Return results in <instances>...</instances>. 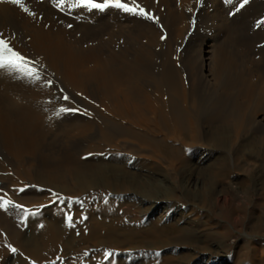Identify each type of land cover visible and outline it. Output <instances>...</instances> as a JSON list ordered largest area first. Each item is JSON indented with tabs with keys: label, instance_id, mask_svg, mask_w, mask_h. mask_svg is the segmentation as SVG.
Returning <instances> with one entry per match:
<instances>
[{
	"label": "bare ground",
	"instance_id": "obj_1",
	"mask_svg": "<svg viewBox=\"0 0 264 264\" xmlns=\"http://www.w3.org/2000/svg\"><path fill=\"white\" fill-rule=\"evenodd\" d=\"M31 1L21 0L35 15L0 0V34L40 77L0 69V190L13 202L0 208V263L73 264L88 246L108 245L78 264H222L224 246L215 239L227 226L204 207H232L235 192L222 178L237 168L245 171L244 193L258 190L255 206L264 207V148L257 150L264 124L253 140L238 139L256 116L264 119V84L245 78L223 45L213 49V36L194 55L179 50L187 0L165 39L141 18L134 24L143 40L131 38L123 48L108 40L100 53L69 48L53 12ZM154 1L136 3L146 10ZM258 1L234 17L248 15ZM217 2L209 5L213 19L220 16ZM241 3L223 6L231 12ZM39 8L46 10L41 19ZM236 25L229 23L227 41L252 30L247 22L232 30ZM200 55L209 60L212 78L205 82L197 72ZM251 156L260 161L254 170ZM243 218L237 212L229 224L244 228L245 247L255 249L250 264H264V219L257 215L258 238L249 240L255 234ZM6 247L17 249L13 263L2 257Z\"/></svg>",
	"mask_w": 264,
	"mask_h": 264
},
{
	"label": "rangeland",
	"instance_id": "obj_2",
	"mask_svg": "<svg viewBox=\"0 0 264 264\" xmlns=\"http://www.w3.org/2000/svg\"><path fill=\"white\" fill-rule=\"evenodd\" d=\"M29 1L33 2L31 0H25L26 4H29L30 3ZM35 1L38 4H42L47 11L51 10L53 12L54 14L53 16L56 23H58L61 26L58 27L59 30L57 29L58 32L56 31V33L60 34L61 36H64L63 34H65V37H63V39L65 38L66 41L65 40L64 41L67 45L69 43L68 45L69 48H71L72 50L81 51L82 53H87L90 48H95L100 53L103 50L102 45L105 42H108V40L111 43L117 41L116 43H118V46L120 44V47L123 48L127 46L128 43H131L132 41L131 38H138L139 40L142 39V35H139V32L136 28L137 26H135L136 24H134L135 20L141 21L142 20L141 18H144L146 22L153 23L156 27H158L157 29H159V31L160 30L161 32L163 31L161 35L164 37L163 39H165L167 27H169V24L172 22L173 20L172 18L174 17L172 15H176L177 11L180 9L181 6L179 4L184 0H166L167 2L165 0H155L154 7L152 9L145 10L151 17H154V19H150L145 16H141L137 14L126 13L120 9H116L112 7H109L108 9H105L103 11L96 9L93 10H85L82 8L77 9L74 7H69V5L72 3V0H66L63 7L56 6L57 0H35ZM187 1L189 2L190 6L192 5L191 6L192 8L191 7H189V9L186 8L187 25L183 27L184 30L182 33V39L179 40L180 41L179 50L180 51L182 50L184 54L185 52H187L186 53L187 55L189 54L194 55L196 49L203 48L204 43H206L205 42L206 37L208 35L210 37L213 36V38L211 37L212 40L209 39V42L214 46L213 49L218 47L219 45H223L225 49L224 51H225L226 59L230 60L232 58L230 61H232L235 65L238 64L237 67H239L240 64L242 63L241 68H238V70H241L244 73V77L245 78L250 77L254 81H257L259 87L263 86L264 41H261V43L256 42V40L254 39L255 38L254 35H259L260 38L264 37V24H261L260 27H256V22L258 20L264 19V14H263L264 10H262L264 9V0H259L258 2H256L253 6L254 9L250 11L248 15H245L244 17H239L238 15L237 18L234 17V15L237 13L236 9L235 11L232 10L233 12L232 11L228 12L226 7L223 6L226 0H216V1L211 0V2L209 0H187ZM214 2H217L215 3L216 12H218V14L220 15L219 17L217 16L215 17L216 20L215 18L213 19V16H209V14H211L214 11L211 10L208 11L209 9H211L209 5L214 4ZM164 4L167 6H165ZM31 6L34 7V5L32 4ZM63 8H65V10ZM167 8L170 9V12L169 9ZM46 10L45 9L43 10V8L41 9L39 8V11L41 13V14L39 13L40 15H38L39 19L43 18L42 17L44 16L43 13ZM206 16L207 18H205ZM231 21L237 24L236 25L237 27L232 28V30L234 31H236L238 27H241L242 26L241 23L244 22L251 24L252 30L242 31L243 34H241L240 37L237 38V40L233 41L230 39L231 41H227V39H229L228 38L229 34L231 33L229 26V23H231ZM218 23L219 24L222 23L223 25L218 26L219 25ZM69 25L72 26L69 27ZM62 27H66V28L60 31V28L62 29ZM59 32H63V33H59ZM226 53L227 54L229 53L228 56ZM203 56L205 55H200L201 58L197 62V72L198 74L202 75V78L204 79L205 82V80L206 81L210 80L212 77L209 74L208 66L206 65L205 67L206 63L209 64V60L207 59L205 61L203 59ZM203 72L205 73L204 75L202 74ZM67 91L71 93V96L73 95L72 96L73 98L75 97L74 98L75 100L81 101V99H83V96L81 94L79 93L77 94V92L70 89H68ZM74 102L75 101H72L70 102V104H74ZM246 114L250 116L249 114L252 113L251 111L250 113L248 111V113ZM256 118L257 121L254 122L252 126H255L257 130H255V132L252 133L253 132L251 129L252 126H250L249 123V125L246 126V132L238 139L245 138L248 140H253V137H255V135L258 134L257 132L260 130V128H262V124H264V119L261 116H256ZM262 146L263 145L261 143L258 144L257 150L263 151L264 146L263 147ZM243 151L247 152L248 149H245ZM210 152H214V151H210ZM205 153L207 154V151ZM251 158L253 159H248V160L250 162H254V164L257 165H253V166L250 165L249 167L251 169L252 168L255 169L258 165H260V161L255 160L253 156H251ZM242 163H243V159L240 158L238 166H240V164ZM244 172H245L244 170L237 168L232 170L228 175H225L224 178H222V183L228 181L230 187L235 192V198L232 201L233 202L232 207H220L216 203H212L204 207L205 211H208L211 208L212 220L220 223L223 222L227 226L225 232H223L218 238L215 239L217 241L222 240V244L224 246L223 252L221 254V258L223 260L222 264H235L237 263L238 260L244 261L245 263L243 262V264H248V263L250 264V260L253 259V254L255 252V249L252 248L250 245H247L248 247H245V242L241 234L244 228L237 229L235 227L230 226L229 224L234 220L236 213L239 212L243 214L244 217L243 219L248 221L249 230L251 231V233L255 234L249 240L258 238V236L256 235L258 231L256 228L253 227L257 215H259L260 218L264 219V207L258 210L254 203L256 201V198L258 197V193H257L258 190L256 191L255 189L252 190L250 189L247 190L248 191L247 193H244V189L246 185L244 186V184L241 183L240 181V179L244 176ZM4 193L5 192L3 190H0V197L3 198ZM86 197L87 196L85 195V198ZM181 201H184L186 203V201L183 199H181ZM12 205L13 204H11V206ZM223 219L225 221H223ZM205 227H208L207 228L208 233L210 234L213 233L209 229V225L208 226L206 225ZM259 242L261 244V250L264 255V240H260ZM80 245L84 246L85 244L81 243ZM13 248L16 249L15 247H6L4 249V253L2 254L3 259L5 258V260H7L8 263L9 262L13 263L15 254H17V249L15 252H13L11 250ZM104 248L110 249L111 247L108 245L88 246L87 249L83 251L80 256L77 257V259L73 262V264H78L81 260L87 262L88 256H90L93 253L104 251ZM261 260L262 259L257 260L256 264H259L260 263L259 261Z\"/></svg>",
	"mask_w": 264,
	"mask_h": 264
},
{
	"label": "snow or ice",
	"instance_id": "obj_3",
	"mask_svg": "<svg viewBox=\"0 0 264 264\" xmlns=\"http://www.w3.org/2000/svg\"><path fill=\"white\" fill-rule=\"evenodd\" d=\"M10 2L14 5H18L25 13H28L30 15H35V13L29 12V9L21 2V0H10ZM66 0H57L56 6L63 7ZM229 3L232 2V0H228ZM249 3V0H242V3L239 5V8H237V11L242 9L245 5ZM69 7L74 8H82L85 10H105L109 7L120 9L126 13H132L137 14L141 16H145L150 19H154V17H151L144 8H142L138 3H136V0H127V2H123V0H103V2H97V0H72V3L69 5ZM261 24H264V19L258 20L256 22V27H260ZM71 27V25H69ZM30 62L28 59L23 56L19 51H17L12 44L10 43L9 39H6L3 37L2 34H0V69L7 70L9 72H18L21 73L24 76H27L34 81H38L40 79L39 74L36 73L31 67H29ZM64 100H68V96H63ZM68 111H75L74 109L69 108H61L60 112H68ZM59 115V113H57ZM12 201L5 200L2 197H0V208H7L9 204H11ZM17 208H22L21 205H15ZM72 217L68 216L69 222H71ZM13 252L16 251V249H11ZM109 256L112 255V253H108Z\"/></svg>",
	"mask_w": 264,
	"mask_h": 264
}]
</instances>
